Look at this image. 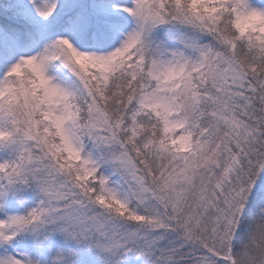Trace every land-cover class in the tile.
<instances>
[{
	"label": "snow or ice",
	"instance_id": "obj_1",
	"mask_svg": "<svg viewBox=\"0 0 264 264\" xmlns=\"http://www.w3.org/2000/svg\"><path fill=\"white\" fill-rule=\"evenodd\" d=\"M0 264H264V0H0Z\"/></svg>",
	"mask_w": 264,
	"mask_h": 264
}]
</instances>
